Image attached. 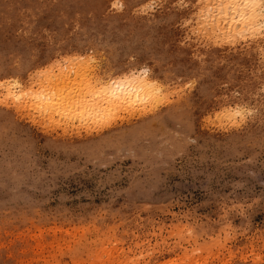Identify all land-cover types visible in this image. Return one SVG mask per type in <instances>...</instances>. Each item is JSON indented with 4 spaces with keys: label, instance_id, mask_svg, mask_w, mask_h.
Returning a JSON list of instances; mask_svg holds the SVG:
<instances>
[{
    "label": "rangeland",
    "instance_id": "374dc122",
    "mask_svg": "<svg viewBox=\"0 0 264 264\" xmlns=\"http://www.w3.org/2000/svg\"><path fill=\"white\" fill-rule=\"evenodd\" d=\"M56 2L0 25V264H264V23L231 40L206 0H153L108 37ZM144 70L126 108L41 96Z\"/></svg>",
    "mask_w": 264,
    "mask_h": 264
},
{
    "label": "bare ground",
    "instance_id": "6f19581e",
    "mask_svg": "<svg viewBox=\"0 0 264 264\" xmlns=\"http://www.w3.org/2000/svg\"><path fill=\"white\" fill-rule=\"evenodd\" d=\"M54 1L55 0H52V2ZM121 1L124 5V9L122 12L118 13L117 16L101 17V14L104 15L106 13L105 8L107 6H112L114 0H57L53 8L45 7L42 10L46 11L48 17L54 19V25H56L59 30L65 29L63 25L66 20L79 18V20L87 21L88 18L86 16L91 14L93 18L88 19L89 22L85 23L88 27L86 31L90 30L93 34L99 33L109 37L114 36L121 30V27L117 26V20L130 21L133 12L147 9L153 0ZM164 1L175 3L179 0ZM197 2L202 3V0H197ZM17 4L25 8V11L31 13L33 17L36 12L35 9L40 7V0H0V25L8 20L12 21V19H20L24 16L21 15L23 14L22 11L16 9ZM205 4V7H207L206 9H208L205 13H207L206 16L207 18L209 17V21H211L213 25L212 27H218L223 35L230 39L237 38V36L242 34L246 35V33H256L263 26L264 0H214L211 4V6L213 5L212 10H210V0H206ZM52 11H54L53 15ZM201 13L204 14V12ZM207 18L205 17L204 19ZM32 22L39 25L38 20ZM103 23L105 27L100 28L99 24ZM113 23L116 26H114ZM124 76L122 80L117 82L108 80L104 83L106 85L102 86L100 90L97 91L92 90V86H86L83 91H79L76 95L66 97L63 92L53 91L52 88H46L44 94L41 93V96L46 95L47 103L50 102L49 104H54L56 109L58 108L57 112L63 109L64 111L70 110L71 113L75 111L78 113L79 111L84 112L86 110V108H84L85 105L89 107V109L94 107L100 108L103 102L114 108H126L129 105L128 102L132 101V98L148 97L159 91V86L149 81V73L147 70H144L143 74L139 73L137 75L131 74L130 76ZM9 94L13 95L11 89ZM87 96L90 99H87ZM72 110L74 112H72ZM74 115L77 116L78 114H73V117ZM78 116L80 117V115Z\"/></svg>",
    "mask_w": 264,
    "mask_h": 264
}]
</instances>
